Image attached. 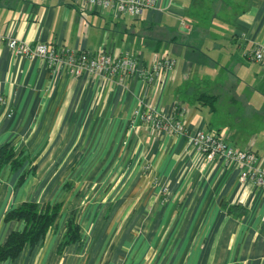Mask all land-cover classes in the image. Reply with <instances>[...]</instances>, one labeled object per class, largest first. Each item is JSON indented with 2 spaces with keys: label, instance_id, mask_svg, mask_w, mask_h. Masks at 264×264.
<instances>
[{
  "label": "crops",
  "instance_id": "obj_1",
  "mask_svg": "<svg viewBox=\"0 0 264 264\" xmlns=\"http://www.w3.org/2000/svg\"><path fill=\"white\" fill-rule=\"evenodd\" d=\"M0 34L130 51L139 69L176 59L146 86L51 72L0 45V149L14 152L0 161V244L25 225L5 221L9 209L60 207L42 240L0 264H264L263 188L183 135L129 130L140 97L165 112L180 105L189 133L250 147L264 166V67L248 55L264 48V0H154L138 18L83 0H0ZM72 214L80 239L60 249Z\"/></svg>",
  "mask_w": 264,
  "mask_h": 264
},
{
  "label": "built area",
  "instance_id": "obj_2",
  "mask_svg": "<svg viewBox=\"0 0 264 264\" xmlns=\"http://www.w3.org/2000/svg\"><path fill=\"white\" fill-rule=\"evenodd\" d=\"M86 8H98L102 11L112 9L115 13L127 14L138 18L143 10L150 8L154 0H83ZM0 45H5L14 55L26 58H39L51 72H66L78 77L86 73L91 76H101L120 81L133 75L146 85L159 81L170 72L176 59L155 55L149 69L138 67L137 54L123 51L113 57L109 52L101 49L97 52L77 49L66 45H53L29 42L0 34ZM252 57L264 65V48L255 46L251 50ZM5 104L0 96V104ZM185 108L174 105L170 111L157 109L144 97L137 100L133 109L129 130L137 133L141 127L152 131L155 135H183L188 145L198 154L209 160L221 159L225 165H234L239 171V180H251L264 189V166L258 164V157L250 147L243 149L233 146L217 133H210L203 129H195L189 133L184 120Z\"/></svg>",
  "mask_w": 264,
  "mask_h": 264
},
{
  "label": "trees",
  "instance_id": "obj_3",
  "mask_svg": "<svg viewBox=\"0 0 264 264\" xmlns=\"http://www.w3.org/2000/svg\"><path fill=\"white\" fill-rule=\"evenodd\" d=\"M251 50L248 52V55L253 61H255L252 57ZM255 62L258 63L257 61ZM258 64L264 67L263 64ZM204 96L210 99L214 98V96L210 95ZM211 101L209 103H211ZM13 155V149H10L7 146L1 147V163L9 161ZM12 162L15 167H18L21 160L18 157L17 159L12 160ZM59 208V205H54L48 206L43 210L35 202H22L18 206L9 209L4 215V220H22L25 225L21 230L10 232L5 242L0 244V261L13 259L20 254L25 246H34L42 240L47 231L55 224L59 214ZM230 210L231 209L229 208V211ZM65 226L66 229L59 244L60 249L71 242L78 241L81 236L79 225L76 223L73 214L67 219Z\"/></svg>",
  "mask_w": 264,
  "mask_h": 264
},
{
  "label": "rangeland",
  "instance_id": "obj_4",
  "mask_svg": "<svg viewBox=\"0 0 264 264\" xmlns=\"http://www.w3.org/2000/svg\"><path fill=\"white\" fill-rule=\"evenodd\" d=\"M244 127L246 128V127H247V125H245ZM248 127H250V128H251V126H248Z\"/></svg>",
  "mask_w": 264,
  "mask_h": 264
}]
</instances>
